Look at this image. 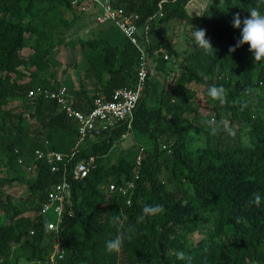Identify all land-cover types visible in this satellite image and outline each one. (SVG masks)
Listing matches in <instances>:
<instances>
[{"label": "trees", "instance_id": "1", "mask_svg": "<svg viewBox=\"0 0 264 264\" xmlns=\"http://www.w3.org/2000/svg\"><path fill=\"white\" fill-rule=\"evenodd\" d=\"M188 1L107 0L123 15H136L137 30L147 20L146 37L153 18L183 23L186 48L173 62L168 50L152 52L148 42L149 65L129 128L121 123L79 140L74 120L54 99L27 90L62 85L50 53L67 45L66 32L83 12L69 0H0V264H186L177 251L191 255L192 264H264V59L255 61L247 44L229 52L240 39L234 15L246 18L253 7L264 12V3L209 0L191 17ZM100 13L97 5L88 12ZM192 27L206 30L215 55L195 45ZM117 32V44L101 35L76 39L80 58L66 69H75L71 106L82 113L94 98L107 100L114 89L136 83L139 52ZM23 48L30 50L25 57ZM81 60L96 89L80 77ZM210 85L228 90L224 105L207 96ZM13 100L18 104L10 105ZM209 119L224 121L235 135H212ZM36 149L61 153L65 171L61 163L49 171L35 159ZM89 156L86 175L73 178L75 162ZM26 163L34 165L30 177ZM62 175L69 196L56 230H48L51 215L39 207ZM127 182L132 186L119 191ZM20 185L28 189L24 197ZM257 193L259 207L250 203ZM154 204L166 212L139 221L144 206ZM113 215L126 217L123 228L112 225ZM120 231L131 239L119 253L108 252L106 241Z\"/></svg>", "mask_w": 264, "mask_h": 264}, {"label": "built area", "instance_id": "2", "mask_svg": "<svg viewBox=\"0 0 264 264\" xmlns=\"http://www.w3.org/2000/svg\"><path fill=\"white\" fill-rule=\"evenodd\" d=\"M71 6L77 7L79 11L86 13V5L90 4L99 6L101 13L95 15L96 23L102 24L105 22L113 23L119 32L127 38V40L137 49L139 52V62L136 72V83L132 88L119 87L111 92L109 99H103L100 96L93 99L92 107L86 112L82 113L79 110L74 109L71 106L70 93L61 85L56 91H49L45 88L36 87L35 89H28L27 96L31 95H43L44 97L52 98L58 104L59 109L64 114L74 120L76 124V133L79 140L95 139L102 131L115 127L118 124H125L127 128L130 126L135 103L141 95L144 87V80L146 71L148 68L147 52L145 46L148 43L146 33L148 27V21H144L141 30H137L134 20L136 15L126 16L122 14L120 8L112 7L107 1L99 0H69ZM166 57V55H164ZM76 151L74 147L69 156H72ZM35 159L45 161L49 167V171L55 172L61 167L63 172L65 171L63 155L54 151H42L36 149L34 151ZM67 158V157H66ZM139 160V156L136 157ZM93 159L91 156L80 159L75 162L70 169V174L73 178H82L88 172L89 167L92 165ZM26 172L34 170V165L26 163L22 165ZM132 184L130 182L124 185L118 186V190L124 192L130 188ZM108 189L113 190L114 184L109 183ZM69 196V184L62 175V179L59 183L53 185L47 192L44 201L40 204L39 213L44 215L50 213L51 219L46 222V228L48 230H56L57 223L59 221L62 202ZM128 203V200L126 201Z\"/></svg>", "mask_w": 264, "mask_h": 264}, {"label": "rangeland", "instance_id": "3", "mask_svg": "<svg viewBox=\"0 0 264 264\" xmlns=\"http://www.w3.org/2000/svg\"><path fill=\"white\" fill-rule=\"evenodd\" d=\"M101 2L107 0H99ZM209 0H189L185 6L186 12L189 16L199 15L203 9L206 7V4ZM85 11L80 15L75 14V18L72 24V27L66 32V42L67 45L62 47H56L50 53V57L54 58L53 62V71L56 73V77L62 83V86L70 93L71 89L76 87L75 82V69L67 68L66 65L70 64L74 61L78 62L80 58V54L78 51V44L76 39L81 38H90L95 35L105 36L109 40V42L113 44L119 43L121 41L122 36L117 32L116 26L111 22H105L102 24L96 23L94 15L88 14V12H92L94 10L93 5H86ZM76 13H78V8L76 7ZM65 16L67 18H71V13H66ZM151 32L148 33V42L152 52H156L157 49H165L168 52L167 58H169L173 62H177L180 60L182 56L183 49L186 48V43L184 38L187 36V26L183 23L178 22L175 19H172L167 22H159L157 17L153 18L150 23ZM30 52L29 48H23L20 50V55L25 57ZM80 66L83 70L79 75L82 78L83 82L89 88L96 89L95 83L90 78V73L86 70L84 60H81ZM65 69L62 73L61 70ZM61 86V84H60ZM74 86V88H72ZM18 104L17 100H13L10 105ZM128 137L125 135L120 141V145L126 146L128 144ZM26 172V171H25ZM26 177H30L33 175L32 171H28L24 173ZM18 193L20 196L24 197L28 189L25 185H20L17 187ZM27 215H32L29 211L25 213ZM50 216V213H48ZM52 218V217H51ZM120 260L123 259V255L120 254ZM121 264V262H119Z\"/></svg>", "mask_w": 264, "mask_h": 264}, {"label": "clouds", "instance_id": "4", "mask_svg": "<svg viewBox=\"0 0 264 264\" xmlns=\"http://www.w3.org/2000/svg\"><path fill=\"white\" fill-rule=\"evenodd\" d=\"M264 3V0H261ZM249 15L246 18L241 19L239 13L234 15L232 21V27L240 29V39L236 45L229 48V52H234L236 48L243 44L249 46V51L253 54L255 61L264 59V12H261L258 7H253L249 11ZM193 28V27H192ZM193 39L195 45L202 49L206 54H214L212 43L209 38L206 37L205 29L193 28ZM207 96L212 100L224 105L227 102L228 90L222 85H210L207 88ZM211 130L212 135H217L221 131H226L230 135H235V130L225 124L224 121H215L213 119L206 120L204 122ZM262 197L260 194H254L253 200L250 202L257 207L260 206ZM166 212V209L161 204L145 205L142 210V215L139 217V221H143L145 217H153L162 215ZM126 217L122 218L120 215H113L111 217V223L113 226L123 228ZM125 239H131L130 234H126L123 231L106 241L105 247L108 252L119 253L122 250ZM178 260L185 261L186 264H192V256L186 255L184 251H177L175 253Z\"/></svg>", "mask_w": 264, "mask_h": 264}, {"label": "crops", "instance_id": "5", "mask_svg": "<svg viewBox=\"0 0 264 264\" xmlns=\"http://www.w3.org/2000/svg\"><path fill=\"white\" fill-rule=\"evenodd\" d=\"M72 88H74V86H72Z\"/></svg>", "mask_w": 264, "mask_h": 264}]
</instances>
